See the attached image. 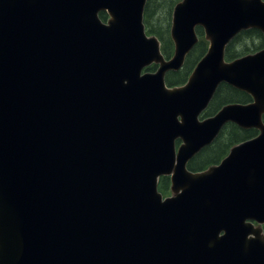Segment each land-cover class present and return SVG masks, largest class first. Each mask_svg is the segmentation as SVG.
<instances>
[{
    "label": "water",
    "instance_id": "obj_1",
    "mask_svg": "<svg viewBox=\"0 0 264 264\" xmlns=\"http://www.w3.org/2000/svg\"><path fill=\"white\" fill-rule=\"evenodd\" d=\"M145 2L0 0V264H264V47L225 59L264 0L178 1L169 58ZM223 83L252 100L201 118ZM227 123L257 134L189 170Z\"/></svg>",
    "mask_w": 264,
    "mask_h": 264
},
{
    "label": "trees",
    "instance_id": "obj_2",
    "mask_svg": "<svg viewBox=\"0 0 264 264\" xmlns=\"http://www.w3.org/2000/svg\"><path fill=\"white\" fill-rule=\"evenodd\" d=\"M179 0H146L143 23L146 31L149 34L155 35L161 43V51L165 57H169L173 51V42L170 36V22L172 16V10L174 5ZM169 2V4H168ZM163 10L161 17L156 18V15ZM165 10V11H164ZM99 17L105 21L107 19L106 12H100ZM196 32L198 34V42L192 48L187 55L186 60L182 66V70L171 71L165 77L169 86L177 84H183L186 82L188 75L192 71L197 61L204 55L207 49V41L203 36L202 27H197ZM259 40L258 45L250 48L246 45V49L243 51V47L238 49V43L244 39ZM264 46V39L262 33L257 29H246L239 32L227 45L225 50V58L232 60L236 57L242 56L250 52H255ZM156 66L151 65L145 70H155ZM251 101L250 95L244 91L233 88L228 84H221L212 98L206 111L203 113V117L214 114L221 106L231 102L246 103ZM264 119V117H263ZM257 131L255 129H241L234 123L226 124L212 144L203 148L197 155H195L187 164V168L191 171H201L206 169L211 164L218 163L229 151V149L236 143L245 139L255 136ZM169 177L162 176L158 181V189L161 193L166 194L169 189Z\"/></svg>",
    "mask_w": 264,
    "mask_h": 264
},
{
    "label": "rangeland",
    "instance_id": "obj_3",
    "mask_svg": "<svg viewBox=\"0 0 264 264\" xmlns=\"http://www.w3.org/2000/svg\"><path fill=\"white\" fill-rule=\"evenodd\" d=\"M165 1V0H164ZM169 1V0H168ZM168 4H169V2H168ZM165 11V10H164ZM163 14V10L162 11H160V13H158L157 15H156V18H159V17H161V15ZM163 16H164V14H163ZM172 17V16H171ZM170 27H171V22H170ZM170 32V31H169ZM203 36H204V34H203ZM204 39H205V37H204ZM172 40V39H171ZM206 40V39H205ZM207 41V40H206ZM173 42V41H172ZM207 43H208V41H207ZM258 43H259V40L257 39V38H254V39H249V40H246V39H244V40H242V41H240L239 43H238V49H241L242 47H243V51H244V49H246V45H248L250 48H253L255 45H258ZM209 44V43H208ZM207 47H208V45H207ZM173 52H174V43H173V51H172V53H171V55L169 56V57H171L172 56V54H173ZM251 53V52H250ZM243 55V54H242ZM203 56V55H202ZM183 69V68H182ZM182 69H180V70H182ZM152 71H154V70H152ZM169 72H167V74H168ZM167 74H166V76H167ZM165 76V77H166ZM167 83V82H166ZM167 85H168V83H167ZM171 195V191L168 189V191H167V193H166V196H170ZM165 196V195H164Z\"/></svg>",
    "mask_w": 264,
    "mask_h": 264
},
{
    "label": "flooded vegetation",
    "instance_id": "obj_4",
    "mask_svg": "<svg viewBox=\"0 0 264 264\" xmlns=\"http://www.w3.org/2000/svg\"><path fill=\"white\" fill-rule=\"evenodd\" d=\"M191 50H192V49H191ZM189 53H190V52H189ZM189 53H188V54H189ZM188 54H187V55H188ZM186 57H187V56H186ZM185 60H186V58H185ZM179 70H180V69H179ZM169 72H171V71H169Z\"/></svg>",
    "mask_w": 264,
    "mask_h": 264
}]
</instances>
